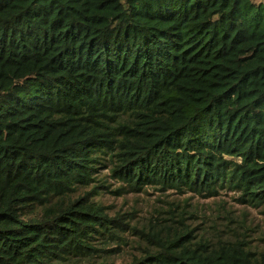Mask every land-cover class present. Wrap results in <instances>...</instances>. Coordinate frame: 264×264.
I'll list each match as a JSON object with an SVG mask.
<instances>
[{
  "label": "trees",
  "instance_id": "obj_1",
  "mask_svg": "<svg viewBox=\"0 0 264 264\" xmlns=\"http://www.w3.org/2000/svg\"><path fill=\"white\" fill-rule=\"evenodd\" d=\"M263 15L0 0V264H119L129 231L121 264H264V221L213 198L264 216ZM130 186L159 197L107 201Z\"/></svg>",
  "mask_w": 264,
  "mask_h": 264
},
{
  "label": "rangeland",
  "instance_id": "obj_2",
  "mask_svg": "<svg viewBox=\"0 0 264 264\" xmlns=\"http://www.w3.org/2000/svg\"><path fill=\"white\" fill-rule=\"evenodd\" d=\"M257 3H259V2L257 1ZM254 13L255 12L252 13V16L254 15ZM261 19H264V15L261 17ZM120 118H126L125 114H121L119 116V119ZM107 160L112 161L113 156H108ZM102 174L108 175L107 180L112 185V188H119V187L124 185L123 181L114 180L111 177V172H107V170H105L102 172ZM125 191H126V193L122 194L121 196L115 195V194H110V193L106 194V197L108 199L107 201L110 204H113L114 206H116V208H123L124 212H126L135 201H139L142 199H147L150 202V205L148 207V208H150L152 205H154V203L157 201V199L159 197L158 192L148 190L144 187H141L139 189H134L133 187L130 186V187H126ZM170 193H174V191L170 190ZM187 195H189L191 198H194V199L205 200V198L201 197L198 193H188ZM184 196L185 195H182V197H184ZM213 198L217 199V200L221 199V198L227 199L233 205L234 209L242 212V214H244V215L250 216V218L254 220V222L257 226L263 225L264 216L261 214V210L253 209L251 207V205L249 204V202L243 201V203H238L232 197V195L230 193H225V194L221 195L220 197H213ZM148 208H146L143 212H145ZM129 244H130V231H129V237H128V245L126 247V254L120 260L119 264L125 262L129 258V256H130L129 255L130 254Z\"/></svg>",
  "mask_w": 264,
  "mask_h": 264
}]
</instances>
